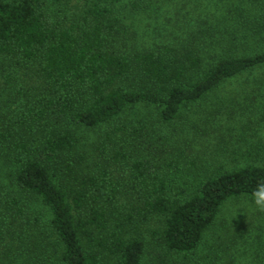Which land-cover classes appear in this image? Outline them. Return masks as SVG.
<instances>
[{
  "label": "trees",
  "instance_id": "obj_1",
  "mask_svg": "<svg viewBox=\"0 0 264 264\" xmlns=\"http://www.w3.org/2000/svg\"><path fill=\"white\" fill-rule=\"evenodd\" d=\"M263 40L264 0H0V264H264V212H226L264 181Z\"/></svg>",
  "mask_w": 264,
  "mask_h": 264
},
{
  "label": "rangeland",
  "instance_id": "obj_2",
  "mask_svg": "<svg viewBox=\"0 0 264 264\" xmlns=\"http://www.w3.org/2000/svg\"><path fill=\"white\" fill-rule=\"evenodd\" d=\"M207 8L211 9V5H209V7H207ZM257 47H264V40ZM256 75L260 76L261 73H257ZM262 80H264V78H262ZM234 88H238V86L236 84H231V85L227 86V89L231 90V91L235 90ZM249 88L250 89L251 88L257 89L254 86H250ZM261 90H264V86H262ZM231 91H228L227 93H223V94H222V92H220L221 96L219 98L210 99L207 102V105H202V106H205V108L198 110L199 115L203 112L205 113L206 111H209V109L212 105H219V104L233 105L235 109H238L239 104L238 103L236 104L235 101L232 100L234 95L232 94ZM248 98H249V102L252 104L253 99H254L253 95H249ZM229 99L232 100V102H230ZM219 122H220V126L222 127V129L228 130L227 132L232 131L231 135H233V136L236 135L235 132H233V130L235 131L238 129L236 125H234V124L228 125V124H226V123H229L227 121H225V122L219 121ZM182 123H183V120L180 121L179 125ZM234 127L237 129H235ZM227 132H225V133H227ZM262 132H263L262 133L263 134L262 142L264 143V130ZM85 135L90 139V141L95 139V137H96V133L94 131H88L85 133ZM186 138H188L187 143L190 142V144L194 146L193 149H195V152L198 151V154L207 153V151L210 148L215 147L219 143V142H217L216 137L213 138V134L209 137L210 141L207 143H205L206 142L205 140H202L199 138H198V140L191 142V136H186ZM235 140H237V139L235 138ZM255 140L256 139H254L252 141H255ZM236 147H238V146H236ZM218 149H219V147H218ZM245 149L248 151H250V150L254 151V150H257L258 148H256L255 146L249 145ZM244 205H246V207ZM26 210H27L28 214L33 215L34 217L37 215L41 224H44V226H46L47 222H49V218H50L49 210L47 209V207L43 206L39 202V200H37L36 198L28 197L27 202H26ZM239 211H241L242 213H240ZM226 212H228L229 222L230 223H232V222L236 223V224L240 225L241 227L249 225L251 220L257 219V216L259 214L263 213V212L257 210V208L255 207V205L253 203V200L250 202H246V200L243 201V199L231 201V203H229L227 206Z\"/></svg>",
  "mask_w": 264,
  "mask_h": 264
},
{
  "label": "clouds",
  "instance_id": "obj_3",
  "mask_svg": "<svg viewBox=\"0 0 264 264\" xmlns=\"http://www.w3.org/2000/svg\"><path fill=\"white\" fill-rule=\"evenodd\" d=\"M253 203L258 211L264 212V181L257 184L253 192Z\"/></svg>",
  "mask_w": 264,
  "mask_h": 264
}]
</instances>
